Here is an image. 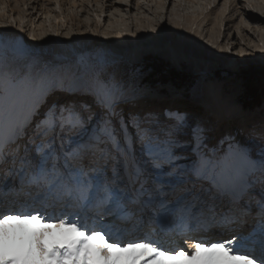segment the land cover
I'll return each instance as SVG.
<instances>
[{"label": "rangeland", "instance_id": "1", "mask_svg": "<svg viewBox=\"0 0 264 264\" xmlns=\"http://www.w3.org/2000/svg\"><path fill=\"white\" fill-rule=\"evenodd\" d=\"M257 1L264 6V0H0V123L19 121L32 108L11 104L4 110L11 88L16 97L47 89L45 106L0 150V209H15L20 200L22 213L28 207L45 218H61L63 209L78 214L81 207L68 193L54 197L63 175L75 191L83 188L84 195L93 196L85 217L72 221L82 230H103L113 241L157 238L163 214L172 222L157 245L172 253L184 234L208 243L219 238L217 233L232 236L237 227L244 233L264 214V17L243 18ZM71 82L76 91L66 89ZM93 90L97 94H90ZM127 95L131 100L116 108L110 104L114 118H102L97 97ZM215 95H223L239 113L218 117L211 105L198 106ZM53 103L57 112L76 104L84 123L57 125L54 131L42 124ZM104 121L115 129V139L96 145L91 137ZM146 142L152 143L148 149ZM111 143L132 155L127 174L102 158L118 161ZM87 144L94 146L89 150ZM233 149L244 167L249 159L260 169L247 171L239 191L226 192L216 177L234 167L228 155ZM80 163L76 176L70 167ZM50 181L54 193L34 200ZM113 193L114 204L126 207L131 223L103 222L105 201ZM194 225L206 230L196 233ZM123 226H136L140 236L116 239ZM143 226L148 231L141 234ZM256 232L252 245L239 244L237 250L262 260L264 224Z\"/></svg>", "mask_w": 264, "mask_h": 264}, {"label": "snow or ice", "instance_id": "2", "mask_svg": "<svg viewBox=\"0 0 264 264\" xmlns=\"http://www.w3.org/2000/svg\"><path fill=\"white\" fill-rule=\"evenodd\" d=\"M80 107L84 109L87 105ZM56 109L57 104L53 103L41 121L53 131L57 125L63 128L84 123L74 106L61 107L59 112ZM35 114L34 110L32 115ZM109 114L114 115L111 106ZM109 124L110 121H104L93 133L91 139L96 145L115 139V129ZM93 146L84 145L89 150ZM82 228L71 219L45 218L31 212L6 213L0 209V264H264V259L258 260L251 253H240L231 247L236 237L210 244L195 242L191 253L186 250L172 253L149 239L113 241L103 230ZM261 245L264 246V240Z\"/></svg>", "mask_w": 264, "mask_h": 264}, {"label": "bare ground", "instance_id": "3", "mask_svg": "<svg viewBox=\"0 0 264 264\" xmlns=\"http://www.w3.org/2000/svg\"><path fill=\"white\" fill-rule=\"evenodd\" d=\"M243 15H244L243 18H247V20L248 19H255L257 21L259 17H264V6H263V4L260 1H257V3H255V6L253 7V10L252 11H244ZM245 27L248 28L249 25H248V27L245 25ZM46 28L48 29V31H52V27L50 25H46ZM260 34H261L262 39H264V32H262V33L260 32ZM63 46H64V44H63ZM203 77L207 79L206 76H203ZM8 85L11 86V87L13 86V80L12 79H9ZM60 87H64L65 88L64 83H62V85ZM60 87H59V89H61ZM73 87H74L73 82H71L68 86H66V89L69 88V89H72V90L76 91V89H74ZM64 88H62V90ZM24 93H25L24 95L23 94H19L16 97V92H15L14 88H11V90L8 93V99H7L6 103H3V105H2V108L4 110L5 109H9L11 104H13V105H15L17 107L20 106V108L22 107L23 110H25L26 108H28L31 105H32V108L30 109L29 114L22 115V119L19 120V121H17L18 119L17 120L16 119L12 120V119L8 118L3 123H0V150L2 149L3 145H5L4 144L5 141H9V140L13 139L16 136V134H18V132L25 125V123L28 122L29 117L32 116V112L34 110H35V112H37L38 110H41L46 104V101L44 99L45 98L44 96L47 94V89L46 88L45 89H40V87H36L34 89L27 90ZM52 93H53V91L49 92V94H52ZM90 94L95 95V94H97V91L93 90V91L90 92ZM14 97L16 99H14ZM131 98H132L131 95H127V96L120 97V98L119 97H110V98L107 99V101H104V100L101 99V97H97L94 102L97 105H100V106H103V105H106V104H113L112 107L116 108V106H119V105L131 100ZM63 99H64V97H63ZM41 100L43 102H41ZM64 101H66V100H64ZM60 102H61V100L58 101V104ZM58 104H57V106H58ZM37 105H38V107H37ZM75 105H73V106H75ZM210 105L212 106L213 112H215V114L218 115V117H228V116L231 115V113L232 114H237L240 111L239 108L236 105L228 104V102L226 101V98L223 95H215L209 101H204V102L198 104V106H203L204 110H208V108H210ZM112 107H111V110L113 109ZM48 108H49V105L46 107V109L44 111H46ZM77 113H79V112H77ZM95 115H96V113H95ZM139 118L140 117H138V116L136 117V119H139ZM213 125H215V123ZM216 135H217V133L214 134V136H216ZM150 139L154 140V138L148 136V141ZM215 140H217V138ZM248 140L252 141V143H255V144L258 143V142H256L254 137H250V138H248ZM36 142H38V145H39L40 144V139L37 138ZM8 143H10V142H8ZM111 144H113V143H111ZM144 144H146L147 146H151L152 143L146 142ZM146 145H144V148L148 149L149 147H146ZM119 146L123 148L122 149V157L124 159H126L125 163L128 164V160H127L128 157H129L128 150L125 149V147L122 144L119 145ZM228 155L234 161V167L233 168L231 167L232 170L227 172L226 174H224L222 177H219V179L217 181L220 182L222 188H224L226 190V192H236V191H239L241 183L245 182L246 179L249 177V174H247L248 173L247 171L258 172V170L260 169L259 168L260 166L254 160H249L248 159L247 161H245V163H247V166L244 167V164H241V160L242 159L240 158L239 151L237 149L230 150L228 152ZM82 156H85V152H84V154ZM192 156H193L192 154L191 155H183L180 164H183V163H186L187 161H190L193 158ZM84 162H83V164H84ZM83 164L80 163V165L77 164L75 166L70 167L71 168L70 172H72L73 174H77L78 175V172L80 173L82 168H80V170H78L77 167L82 166ZM75 168H76V170H75ZM125 170L128 171V170H130V168L127 167ZM76 171H77V173H74ZM100 178H102V174H100ZM79 179L80 178L75 180L76 183H78ZM65 180H67V181H65ZM68 180L69 179H66V177L64 178V176L61 175V181L59 182V185L56 186L57 193L55 194L54 197L58 198L60 194L68 193L69 199L73 203L78 202V204L80 205L79 207H81V205H82V209L78 212V214H76L75 211L67 214V210L64 211V209H63L62 212H65V215H61V218H66V220H68V219L72 220V219H74L76 217L84 218L85 217L84 215L87 213V210H88L87 207L92 206L91 203L93 201V196L91 194L90 195H84L83 188H80V189L75 191L74 188H73V183H71L70 180L69 181ZM54 185H55L54 181H50L49 183H47L45 185L44 192H41L42 190L40 192H38L39 197L47 199L48 196H51L54 193V190H55V189H52L54 187ZM109 197H110V200H109ZM109 197L107 198V201H105V206L103 207V209L106 212V214H104V216H103V222L108 221V220H122V221H125V222L128 223L130 221V217L131 216H130V213H128V211L126 210V207L117 206V205L114 204V202L116 200V196L114 195V193L111 194ZM44 199H43V201H44ZM34 200H38V198H36ZM15 202H16V205H17V207L15 209H13V208H12L13 210L9 209L8 206H7L6 209L4 210V212L7 213V212L11 211V212H14V213H16V212L22 213V207H24V205H22V203L24 201L21 202L20 200H16ZM80 203H82V204H80ZM27 205H29V202L27 203ZM20 206H21V208H20ZM69 207H71V206H69ZM25 212H30V209L27 207ZM39 213H41V212H39ZM259 217H264V214L262 216H259ZM259 217H256V219L258 220ZM170 219H172L171 216L167 217V214H163L162 217L159 218V221H158L157 224L160 223V225H162V226L163 225H168V224H170L172 222V220H170ZM259 221H260V223L256 224V226H255L256 229H255L254 232H256L257 227H259L260 225L264 224L263 223L264 219H261ZM103 222L101 224H103ZM129 223H131V222H129ZM103 225L108 226L107 224H103ZM128 225H130V224H128ZM103 227L104 226H102L101 228H103ZM128 227L129 226H123L121 228L122 232L117 234L115 236V238L116 239H120V238H123L124 235L130 236V237L134 236V235L140 236V234L136 230V226H133L131 229L128 228ZM146 228L144 229V226H143L144 230L141 232V234L142 233L144 234V233H146L148 231V227H146ZM251 228H252V226L250 224V227L248 228L247 231H249ZM191 229H193V231H195L196 233H201V232L204 233V231L206 230L205 228H203V227H201L199 225L198 226L194 225V227H191ZM243 229L242 228L239 229V227H237L236 229H233V230H237V231L232 236L227 237V238L224 237V236H226L227 233H225V232L217 233V236H219V238H217L216 240H213L212 242H224V241H227L229 239H232L233 237H235L234 236L235 234L239 235L240 233H242L241 230H243ZM111 235H113V233ZM147 239L155 242L154 237H149ZM139 241H141V240H139ZM139 241H136V242H139ZM180 241L183 244H186V245L189 244V243L204 242L202 237H198L197 235L194 236L193 234H190V235L184 234V236H182V238H180ZM212 242H208V243L205 242V243L209 244V243H212ZM155 243L158 244L157 242H155ZM236 243H237V240L232 245V247L236 248V249H238V248L242 249L240 247V245L236 244ZM250 244L252 245V243H250ZM251 248L252 247L250 246L249 249L251 250ZM180 250H182V249L181 248H177L176 251H180Z\"/></svg>", "mask_w": 264, "mask_h": 264}]
</instances>
